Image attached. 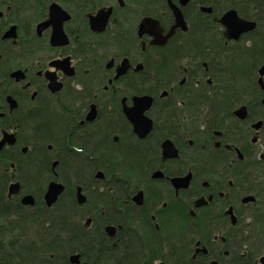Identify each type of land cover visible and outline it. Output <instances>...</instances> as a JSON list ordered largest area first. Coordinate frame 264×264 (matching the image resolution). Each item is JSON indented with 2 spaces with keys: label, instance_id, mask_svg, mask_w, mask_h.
I'll return each instance as SVG.
<instances>
[{
  "label": "flooded vegetation",
  "instance_id": "1",
  "mask_svg": "<svg viewBox=\"0 0 264 264\" xmlns=\"http://www.w3.org/2000/svg\"><path fill=\"white\" fill-rule=\"evenodd\" d=\"M261 7L264 0H0V249L16 246L19 211L52 207L43 195L59 181L61 147L80 167L143 166L139 177L110 178L103 230L114 228L105 232L112 247L123 231L176 239L182 230L193 260L264 264ZM231 9L255 26L228 39L219 19ZM142 95L152 97L144 138L126 115ZM167 139L173 156L163 153ZM38 160L50 175L29 170ZM105 177L93 174L99 192ZM40 180L41 203L26 188ZM59 182L75 201L80 186L87 200L75 177ZM11 183L17 194H8ZM10 254L0 250V262Z\"/></svg>",
  "mask_w": 264,
  "mask_h": 264
},
{
  "label": "trees",
  "instance_id": "2",
  "mask_svg": "<svg viewBox=\"0 0 264 264\" xmlns=\"http://www.w3.org/2000/svg\"><path fill=\"white\" fill-rule=\"evenodd\" d=\"M264 10V7H261ZM61 147H58V163L54 170L56 173V178L59 181L67 182L66 173H73L77 171L80 166L79 164H68L62 157ZM137 161V160H136ZM36 168L29 169L30 171H37L36 174L40 175V168L46 170L50 175V170L44 161L38 160ZM41 165V167H40ZM89 169V175L87 180L76 179V183L82 185L84 192L87 194V200L84 205L89 206L92 202L93 210H88V212L80 213L77 215L75 213V208L78 207L76 204L72 190L62 193L56 203L49 209H44L38 211L42 213L44 219L42 220V228L45 229L48 237L45 244L43 245L45 258L42 260L38 258L35 263L38 264H70L68 261V255L77 253L80 255L79 264H153L157 259H161L166 264H194L198 260H193L190 258L189 246L190 243L183 237L187 235L184 231H177L176 235H181L183 241L179 242L176 239L171 238H161V236H153L152 232L146 231L144 237H135L136 235L128 236L127 232L123 231V236H117V247L111 246V239L105 234L103 226L105 224L111 223L110 219V205H111V192L109 191L110 178L114 175H128L129 172L135 176H141V170L143 166L131 164L126 167H115L113 165L108 166H87ZM97 169L104 170L106 175L105 180L102 181L104 187L102 191L97 190L98 183L93 178V174ZM63 170V171H62ZM131 170V171H130ZM72 171V172H71ZM78 177V176H77ZM88 181V183L86 182ZM124 182V181H123ZM118 181L116 193L117 195L125 196L127 190L124 188V183ZM93 185V190H95L94 200L91 201L88 197L90 185ZM95 186V189H94ZM39 188V186H38ZM37 188V190H38ZM37 199L41 203L40 192L36 191ZM67 195V202L64 203L62 198ZM51 211V213H50ZM47 216V217H46ZM79 220H75V218ZM85 217H90L91 221L88 225H81L78 222L82 219L85 221ZM179 232V233H178ZM168 232H165V234ZM173 235V232L171 233ZM128 239V240H126ZM170 239V240H169ZM168 240V241H167ZM163 241L167 242L169 245L166 249V254L163 255L162 249ZM29 246L17 245L13 247L12 254L15 256L19 264H23L25 260L26 264H31V261H26L28 258L34 259L33 255H30ZM32 257V258H31ZM10 258L6 257L4 259L5 264L10 263ZM235 264H239L238 261H234Z\"/></svg>",
  "mask_w": 264,
  "mask_h": 264
},
{
  "label": "water",
  "instance_id": "3",
  "mask_svg": "<svg viewBox=\"0 0 264 264\" xmlns=\"http://www.w3.org/2000/svg\"><path fill=\"white\" fill-rule=\"evenodd\" d=\"M174 12L176 17L180 16V12L178 11V9H175ZM219 20L224 27V35L228 39L237 38V36L240 33L251 30L255 26L254 22L240 18L233 9L227 11ZM141 27L142 24L140 25V29ZM151 102H152V97L150 95L135 96L133 98V107L128 108V110L126 111V115L129 121L133 125L134 133L140 138H144L152 128L151 119L144 114V112L150 107ZM162 146H163L164 155L166 156L169 154H171L169 156L174 155V153H170L171 150L172 149L175 150V148L169 139L165 140ZM55 164L56 162L53 163V167L55 166ZM96 176L103 177V173L101 171H98L96 173ZM172 184L175 187L179 186L181 184V179L173 178ZM64 188L65 187L61 182H58L56 180L50 181L47 184L45 193L43 195V200L45 205L47 207L52 206L57 201L59 195L63 192ZM18 191H19L18 183H11L9 185L8 194L10 195L17 194ZM76 201L78 204H83L86 201V196L82 193V189L80 186L76 187ZM21 203L26 205H33L34 199L32 195H24L21 198ZM89 222H90V218H87L85 224L87 225L89 224ZM105 232L108 234V236H113L114 228L108 225L105 227ZM200 250L203 253L207 252V249L204 246L196 249V252ZM68 260L71 264H79L80 255L75 253L71 254L68 256ZM0 264H4V263L0 262ZM160 264H165V263H160ZM209 264H218V262L216 260H212Z\"/></svg>",
  "mask_w": 264,
  "mask_h": 264
},
{
  "label": "rangeland",
  "instance_id": "4",
  "mask_svg": "<svg viewBox=\"0 0 264 264\" xmlns=\"http://www.w3.org/2000/svg\"><path fill=\"white\" fill-rule=\"evenodd\" d=\"M55 162V161H54ZM53 162V163H54ZM56 165V164H55ZM55 168V166L53 167V169ZM63 171V170H62ZM55 172V170H54ZM65 175H67L66 177H75V180L78 178L82 179V180H87L88 175H89V169L87 168V166L82 165L77 171H74L73 173H66V169L63 171ZM72 172V171H71ZM78 176V177H77ZM43 181V179H42ZM37 182V183H36ZM88 183V181H86ZM36 183V184H35ZM35 183L33 184H27L26 188H32V190L37 193L36 191H39L40 186L42 187L44 184L40 181H35ZM39 186V188H38ZM93 185H90V189L88 192V197L89 199H91V201L94 200V196H95V190H93ZM38 188V190H37ZM95 189V186H94ZM86 194V193H85ZM87 195V194H86ZM67 195H65L62 198V201L64 203L67 202ZM92 202H90L89 206L87 205L86 207L80 208L79 206L75 208V213L77 215H79L80 213H84V212H88V210H93L94 208L92 207ZM20 216L18 218L17 221V226L18 229L15 232V238H17V242H16V246L19 245H26L29 246L28 249H30V255L34 257L33 260H31L30 258H28V260L26 261H31V264H38L35 263L36 260H38V258H41L42 260L46 257L45 253H44V249H43V245L46 242V239L48 237L47 233H45V229L42 228V220L44 219V216L42 213L38 214V211L36 212V210H31V208H25L24 210L19 211ZM51 213V211H50ZM47 217V216H46ZM75 220H79L77 219V217L75 218ZM86 220V217H85ZM84 219L80 220L78 223L83 225ZM177 231L180 230H176ZM182 231V230H181ZM179 233V232H178ZM184 241H186L185 239H187L188 241V235L185 236V238L183 237ZM181 235L177 236L176 235V240H178L179 242L183 241ZM167 248H163L162 249V253L163 255L166 254L165 250ZM3 251H11V254L9 255L10 258V263L9 264H19L17 261V257H16V252L14 253L15 256L12 254V250L10 249V246L6 245L4 246V248L0 249ZM18 256V255H17ZM32 258V257H31ZM23 264L25 263V260H23ZM194 264H204V260H198V262L194 263ZM222 264H235L234 261H232V258L229 257V259L225 262L223 261Z\"/></svg>",
  "mask_w": 264,
  "mask_h": 264
}]
</instances>
